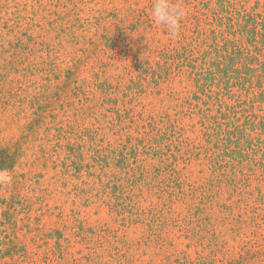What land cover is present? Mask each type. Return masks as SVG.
Returning <instances> with one entry per match:
<instances>
[{
  "label": "rangeland",
  "instance_id": "rangeland-1",
  "mask_svg": "<svg viewBox=\"0 0 264 264\" xmlns=\"http://www.w3.org/2000/svg\"><path fill=\"white\" fill-rule=\"evenodd\" d=\"M219 1L170 37L153 0H0V264H264L262 155L186 60Z\"/></svg>",
  "mask_w": 264,
  "mask_h": 264
},
{
  "label": "trees",
  "instance_id": "trees-1",
  "mask_svg": "<svg viewBox=\"0 0 264 264\" xmlns=\"http://www.w3.org/2000/svg\"><path fill=\"white\" fill-rule=\"evenodd\" d=\"M218 5L211 29L213 42L186 60L200 92L209 102L218 103V115L209 119H246L244 125L229 131L224 144L243 156L246 149L262 155L255 164L264 170V1L257 0L250 8L235 0H220ZM236 86L249 95L248 101L228 105L222 98H235Z\"/></svg>",
  "mask_w": 264,
  "mask_h": 264
},
{
  "label": "clouds",
  "instance_id": "clouds-1",
  "mask_svg": "<svg viewBox=\"0 0 264 264\" xmlns=\"http://www.w3.org/2000/svg\"><path fill=\"white\" fill-rule=\"evenodd\" d=\"M150 14L155 25L165 29L170 37H176L180 34L188 10L173 0H153ZM7 179L9 178L0 177L5 182Z\"/></svg>",
  "mask_w": 264,
  "mask_h": 264
}]
</instances>
